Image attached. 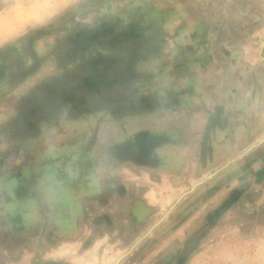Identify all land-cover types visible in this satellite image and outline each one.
I'll list each match as a JSON object with an SVG mask.
<instances>
[{
  "label": "crops",
  "instance_id": "crops-1",
  "mask_svg": "<svg viewBox=\"0 0 264 264\" xmlns=\"http://www.w3.org/2000/svg\"><path fill=\"white\" fill-rule=\"evenodd\" d=\"M225 1L228 8L234 7L243 18H236V25L230 26L233 27L232 35L222 34L223 39L238 41L239 38H247L250 43L249 37L234 31L239 28L248 30L254 39L264 41V20L252 22L246 18V14L261 13V8L256 10L260 0ZM201 6L194 8L196 18L205 19L204 24L208 25L215 20L211 16L214 10L210 8L207 11V7ZM150 29L139 28L143 35H147L133 39L130 44L131 62L126 74L123 73L133 78L128 87L130 96L134 94L135 99L130 98L124 104L130 112L109 113L105 108L104 126L97 129L92 126L88 131L69 129L66 127L70 124L68 121L66 124L61 121L62 127L56 129V126L44 129L40 126L38 134L28 137L18 147L20 157L24 156L25 160L28 155L38 157L48 146L52 149L50 156L62 151L60 148H66L67 154L57 156L51 162L52 166L46 168L37 167L34 161L35 166L27 163L19 167L10 163L11 158L8 159L9 164H3V172L8 177L28 171L35 177L31 180L34 183L27 182L20 188L19 216L12 219L4 214L10 223L6 230L0 231V249L7 259L4 257L6 262L3 261V264H44L41 255L49 246L71 240L83 241L87 246L103 234H106V257L115 264L136 263L144 254L146 256L162 248L166 235L149 246L151 241L148 240L152 235L149 232L156 224L176 213L180 221L178 231H187L194 222L195 230L188 233L192 236L202 227L199 216L205 204H222L226 199L222 198L232 193L233 186H229L221 198L218 196L223 187L232 183L231 174L236 171L251 172V167L264 162V57L260 47L252 48L246 44L242 68L248 71V77L240 85V70L232 64L236 54L233 52L237 50L233 48L234 44L225 51L223 40L214 39L213 33L209 34L210 44L214 39L218 45L217 53L211 52V62L207 64L219 70L220 63L227 62L235 74L233 76L229 72L227 76L235 79L226 87L218 78L222 76L221 71L214 70L212 88L202 91L199 82L198 89L196 86L192 88L191 82H197L202 77L203 62L190 63L191 55H182L181 58L173 55L172 42L174 37L178 39L180 26L168 33L158 29L162 33V36L159 34L162 41L158 40V44L155 33ZM220 29L225 30V27ZM159 42L162 49L159 46L161 51L156 52ZM134 45L136 48H133ZM103 59L105 69H109L107 64L110 65L113 60L108 62L105 57ZM160 60H163V65L158 67ZM145 64L148 68L142 70L141 66ZM104 71L106 74L108 70ZM147 75L153 84L150 87L140 84V80ZM250 77L254 80L251 81ZM171 93L177 99L174 97L172 100ZM149 98L156 100L150 103ZM235 126L241 127L236 129ZM236 141L242 142L241 145ZM244 142L258 145L223 167L232 158L241 155L242 149L248 146ZM48 169L51 170L46 172ZM215 171L216 174L206 180ZM49 177L46 185L50 186L51 192L48 191L50 198L46 201L42 181ZM249 178L245 176L238 181L242 189L255 184L256 175L251 182ZM22 180L28 181L26 177ZM62 184H66L65 189ZM60 189H64V193L58 196ZM77 190L78 193H75ZM6 198L9 200V197ZM41 198L42 204L38 202ZM5 204L0 202V207L5 206L6 209ZM32 204L35 205L33 209L30 208ZM186 204L193 207L178 211V207ZM40 205L50 214L48 217L45 212L44 220H48L45 229L39 222L43 217L36 213L37 208L42 213ZM61 212H67L66 220L60 216ZM32 219L37 223L30 227L28 221ZM59 221L67 224L66 230Z\"/></svg>",
  "mask_w": 264,
  "mask_h": 264
},
{
  "label": "rangeland",
  "instance_id": "rangeland-1",
  "mask_svg": "<svg viewBox=\"0 0 264 264\" xmlns=\"http://www.w3.org/2000/svg\"><path fill=\"white\" fill-rule=\"evenodd\" d=\"M259 2L261 4H257L256 10H260L261 8V13L246 14L247 20L252 22L261 19L264 20V1L260 0ZM221 3L228 9L225 0H218L217 2L215 0H72L70 6L50 23L38 27L35 30H31L25 35L18 37L16 40L0 46V50H4L7 47L6 50L0 52L2 53L0 54V160L2 165L0 177H8V174L3 172V164H5V162L9 164V158H11L10 163L12 165L18 164L19 167H24L27 163L34 165V161L37 167L46 168L52 166L51 162L53 163L57 156L67 154L66 148H60L62 151H58L56 155L50 156L52 149L51 146H48L43 155L39 154L38 157L31 158V156L28 155L27 160L23 159L25 158L24 156L23 158L20 157L17 153L18 147L20 148L28 137L38 134L40 126H42L43 129L44 127L56 126V129L62 127L60 125L61 121H63V124H66L68 121L70 124L66 126L67 128L77 131H88L92 126L96 129L98 126L100 128L104 126L103 123H105V120L103 113L105 108H107L109 113L118 112L121 114L122 112H130L129 109L124 108V104L128 102L130 98L135 97L134 94L130 96L128 87L131 86L133 78L124 75L128 71V64L123 62H127L130 58V44L133 43V40L125 39L126 42L122 40L123 45H117L111 49L108 47L109 40L100 41L99 38L97 40L88 39L86 42V46L88 45V47H86L73 35L75 32H78V27L97 26V24L107 20V17L112 16L114 20L108 22V28H117L118 26L119 28L125 29L131 22L134 27L139 26L142 30L151 27L150 30L153 31V27H155L157 30L159 29L168 33L170 29L177 28V26L179 27L181 21H197V14L194 10L196 6L202 5L200 8L207 7V11L212 8V10H214L213 16H220L217 10L220 9ZM229 10L232 18L242 20L243 15H238L234 7H229ZM170 15H172L173 18H171V23H168L166 21ZM222 16H224V14H222ZM116 17L121 20L119 24L115 19ZM175 22L177 24H175ZM107 26H105L104 29H106ZM47 30H49V32H47ZM34 31L38 32L39 36H35L33 34ZM179 31L182 33L183 30L180 29L178 32ZM234 31L249 37L250 43H248L247 38H239L238 41H235L233 39L224 40L223 37H220L222 34L232 35L233 27L225 29L219 37L223 40L225 51H227L228 46L232 47L230 46L232 43L235 46H233V48L238 50L233 52L236 53L234 68L240 70L239 83L241 85L242 81L248 77V71L242 68V58L246 44H250L252 48L260 47L263 57L264 44L259 40L260 38L254 39L251 37L248 30H244V33H240L239 28H237L234 29ZM146 35L147 33L144 34V36ZM157 39L162 41V37H158ZM99 42L101 44H99ZM195 42L196 39L192 42L193 45ZM172 45L174 47L173 42ZM211 45L212 47H209L207 53L212 51L213 54H216L218 44L213 40L210 46ZM159 46L162 49L160 42L156 52L160 49ZM133 48H136V46L134 45ZM230 51L232 50L230 49ZM180 52L181 51L178 49L175 50V48H173V55L175 57L181 58L182 55L185 56V53L181 54ZM104 57L112 58L113 60L110 65L109 63L107 64L109 69H105L103 65L105 63ZM99 58H101L103 62H101V60L99 61ZM120 59H122V61H120ZM202 59V77H200L197 82H191V86L192 88L196 86V89H198L200 88V84L202 91H205L210 90L213 86L211 75L213 74L212 71L215 69L209 64H205L206 61H208V55L204 54ZM158 64L160 65L158 67H161L163 65V60H160ZM220 66H224V68L222 69V67H220L219 70L215 71H221L222 78L220 83L228 87L233 83L235 79L233 76L235 74L231 69L232 67L228 66L227 62L223 65L220 63ZM141 68H143L142 70H146L148 67L145 64V66L143 65ZM104 70H108L106 74ZM229 72L233 75L232 77L227 76ZM244 72H246L245 75H243ZM144 74H148V72ZM23 75L26 76L23 77ZM38 76L39 79H37L35 85L27 92L21 93L18 91L22 83L35 79ZM237 79L238 78H236V81ZM251 79V81L254 80V78ZM150 80V77L147 75L140 80V84L144 85V87H150L153 85L150 83ZM240 88L242 87L240 86ZM142 94L145 95V93ZM149 94L150 92L148 95ZM174 97L177 99V97L171 93L172 100ZM151 99L149 98L148 100L150 103H154L156 100L153 98ZM114 103L118 105H112ZM66 111L69 116L66 114ZM83 118L85 119L83 120ZM235 127L237 129L241 126ZM103 134L105 135V133H102V135ZM237 134H239L238 131ZM235 143L241 145L242 142L236 141ZM245 145L248 146L242 149L243 152L241 155L232 158L223 167L233 161H237L244 153L247 154L253 148H256L258 143L248 142ZM253 165L254 163H252V166ZM50 170L51 169H48L46 172ZM216 172L217 171L211 173L206 180L212 178ZM232 175V183L223 187V190H221L222 192H219L218 196L220 195L219 197L221 198L222 193H225L224 191H227V187L229 186L236 188L233 189L232 187V193H230L228 197L224 196L222 198H226L224 203L220 204L217 202L210 204L208 202L205 204L203 213L199 216L203 224L195 234L192 236L188 234L190 230H195L193 229L194 222L189 225L190 227L187 231L184 230L183 227V230L178 231L177 229L180 228L177 227L180 221L176 213H173L169 217L170 219L164 222L162 221V223L159 222L158 225L156 224V226L152 228L153 230L149 232L152 234L148 240L151 241L149 246L157 240H161L166 235L162 243V248L159 249L158 252L147 253L146 256L142 254L143 256L136 260V263L133 262L132 264H176L180 258H184V264H188L189 258L194 252L209 248L214 252H227L234 245L242 244L254 228L259 225H264V162L262 161L260 165L251 167V172L236 171L232 173L231 176ZM255 175L257 177L255 184L252 187H245L242 189L243 187L239 185L240 182L238 181L244 179L246 176L248 178L250 177L249 179L251 182V178H254ZM24 177H26L28 181L23 182V185L27 182L34 183L31 181L35 179L32 172H23V179ZM47 181H50V177L44 178L42 181L44 185L42 187L44 192L43 197L47 198L46 201L49 200V192H51L50 186L46 185ZM2 185V181L0 180V195L3 194V196L6 197L4 194H8V192L3 190L4 188ZM62 187L65 189L66 184H62ZM64 189L58 191V196L64 193ZM74 192L78 193V190ZM10 195L12 199L15 198V194L11 191ZM77 195L79 194H75L74 196ZM2 200L3 199L0 198V202H2ZM38 202L41 203L42 198ZM175 205L176 204L172 206L171 210ZM34 206L35 205L32 204L30 208L33 209ZM37 206L39 207V205ZM187 207L189 209L193 207V205H182L178 207V211L184 210ZM1 208L2 207H0V231H4L7 229L6 226L10 222L7 220V217L4 216L5 213ZM40 208L42 213L39 212L38 208L36 213L37 215L39 214L40 217H43L39 222L43 225L42 228L45 229L48 222L46 218L44 220L45 212H47L48 217L50 214L47 210L43 209L42 205H40ZM75 209H77V206ZM63 215V219L66 220L67 212H61L60 216L62 217ZM174 216L176 217L174 218ZM172 218L174 219L171 220ZM59 222L65 225L64 230H66L67 224L63 221ZM28 223L31 227L37 222L35 223L32 219L28 221ZM76 223H78V220ZM197 223L199 224L200 221H197ZM4 257V253L0 249V264H3ZM142 258L143 260L141 261Z\"/></svg>",
  "mask_w": 264,
  "mask_h": 264
},
{
  "label": "clouds",
  "instance_id": "clouds-1",
  "mask_svg": "<svg viewBox=\"0 0 264 264\" xmlns=\"http://www.w3.org/2000/svg\"><path fill=\"white\" fill-rule=\"evenodd\" d=\"M71 3L72 0H0V46L50 23ZM37 79L39 76L22 83L18 91L27 92ZM105 235L87 246L80 240L53 244L42 253L41 260L44 264H115L104 255ZM188 264H264V225L254 228L242 244L227 252L210 248L194 252Z\"/></svg>",
  "mask_w": 264,
  "mask_h": 264
},
{
  "label": "water",
  "instance_id": "water-1",
  "mask_svg": "<svg viewBox=\"0 0 264 264\" xmlns=\"http://www.w3.org/2000/svg\"><path fill=\"white\" fill-rule=\"evenodd\" d=\"M219 8L220 9H218L217 11L219 12L218 14L220 16H216L215 20L214 21L212 20V22L208 25L204 24L205 19H200V18L196 19L197 21H192V22H188L187 20L181 21L180 29L183 31L182 33L177 34L176 38L178 39H175V37L173 38V43H174L173 48H175V50L178 49L179 51H181L180 52L181 54L185 53V55H191L192 59L190 63H194V62L199 63L200 61L203 62L202 56L204 54L208 55V61H206L205 64L210 63L211 62L210 57H211L212 51L207 53L210 47V41H208V35L213 33L214 39H217V38L219 39L220 37H222L220 36L222 32H224V29H220L221 26L225 27V29H228L230 26L236 25L235 21L237 19L230 18V16L232 15H231L229 8L228 9L225 8V5H223L222 3L220 4ZM222 14H224V16H222ZM211 16H213V14ZM171 18H173L172 15L168 17V20L166 22L171 23L172 21ZM47 32H49V30H47ZM239 32L244 33V30L239 29ZM33 34L35 36H39V33L36 31H34ZM195 39H196V42L193 45L192 42ZM262 42L264 44V41ZM232 64H235V62H232ZM221 67L222 69L224 68V66H221ZM221 78L222 76L219 77V80H221ZM1 167L2 165H1V160H0V172H1ZM22 179H23V175L21 173L18 176H14V177L12 176L9 178L7 176L0 177V180L2 181V184H3L2 186L4 188L3 190L8 192V194H6V197H9V200H7V198L4 197L3 194L0 195V198L3 199L2 202H5L7 204V208L5 209V206H4L1 208V210L4 211L5 214H7V216L12 219H15L17 215L19 216V214H17L18 208H19L18 207V194H19L20 188H23L24 186ZM10 191L15 194L14 199H12V196L10 195ZM63 217L64 215L62 216V218ZM176 264H184V258H180V260L177 261Z\"/></svg>",
  "mask_w": 264,
  "mask_h": 264
},
{
  "label": "trees",
  "instance_id": "trees-1",
  "mask_svg": "<svg viewBox=\"0 0 264 264\" xmlns=\"http://www.w3.org/2000/svg\"><path fill=\"white\" fill-rule=\"evenodd\" d=\"M110 20H114V19H110ZM115 26H117V25H115ZM139 28L140 27H132V26L131 27L130 26L125 27V29H123L121 27L119 28L118 26H117V28H108L107 27L106 29H108V32L109 33L112 32L113 34H116V36H118V38L115 39V40H111V39L109 40L110 42L108 44L109 45L108 47L111 48V49H113L117 45H121L123 43L122 40L127 39V37H134V38L135 37H138L139 38L141 36L145 37L142 34V30L140 31ZM95 29H97L96 30L97 33H95V35H97V39L98 38L101 39V37H102V35L100 33L101 32V26H97V28H83L82 30H79V33L78 34L76 33L75 37L77 38V40L79 42H81L82 45L86 46V42H87V38H88V31L95 30ZM118 29H119V32H118ZM153 32L155 33V41H157L158 40L157 38L160 37V35L162 36V33L159 32V30L155 29V27H153ZM99 33H100V35H99ZM117 33H119V34H117ZM125 42H126V40H125ZM99 44H101V43L99 42ZM86 47H88V45ZM6 49H7V47L4 50H6ZM4 50H0V52H3ZM0 54H2V53H0ZM136 55H137V53H136ZM105 58L108 60V62H111V60H112V58H108V57H105ZM127 62H128L127 63L128 66H129L131 61L128 59ZM123 63H126V62H123Z\"/></svg>",
  "mask_w": 264,
  "mask_h": 264
},
{
  "label": "flooded vegetation",
  "instance_id": "flooded-vegetation-1",
  "mask_svg": "<svg viewBox=\"0 0 264 264\" xmlns=\"http://www.w3.org/2000/svg\"><path fill=\"white\" fill-rule=\"evenodd\" d=\"M106 19H108V20L102 21L101 23L97 24V26H101V32L100 33H101L102 37H101L100 41L101 40H110V39L111 40H115V39L118 38V36H116V34H113L112 32L109 33L108 32V29H104L105 26H107V24H109L108 22L110 21V19H114V18H112V16H111V17H107ZM115 19H116V21H117L118 24L121 22V20L119 18L116 17ZM97 26H88V27H81V28L78 27V29L79 30H82L83 28H97ZM129 26L130 27L131 26L134 27V25H132L131 22H130ZM126 27H128V26H126ZM79 30H78L77 34L79 33ZM96 30L97 29L88 31V38H87V40L88 39L89 40H96L97 39V35H95V33H97ZM117 34H119V33H117ZM73 35L75 36L76 35V32ZM127 39L133 40L134 37H127Z\"/></svg>",
  "mask_w": 264,
  "mask_h": 264
}]
</instances>
